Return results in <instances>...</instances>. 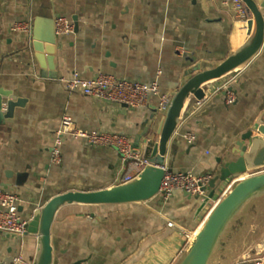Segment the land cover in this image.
<instances>
[{"label": "crops", "instance_id": "obj_1", "mask_svg": "<svg viewBox=\"0 0 264 264\" xmlns=\"http://www.w3.org/2000/svg\"><path fill=\"white\" fill-rule=\"evenodd\" d=\"M223 1L0 0V89L24 99L12 120L0 123V187L18 195L23 219L29 222L37 209L60 194L121 183V159L110 147L65 137L61 163L51 162L54 132L64 116L81 128L127 135L145 156L157 140L163 113L156 96L149 97L147 106L132 108L69 92L60 78L78 71L85 78L106 72L144 83L157 79L171 98L198 67L216 66L245 40L247 29ZM58 16L77 21V30L58 36L53 30ZM15 22H30L31 38L12 31ZM53 38L58 50L55 67L44 68L29 39L45 43ZM215 84L206 88L208 98L200 108L194 109L192 101L170 157L174 170L215 174L205 195L176 190L167 203L158 196L146 205H66L48 231L54 264L181 263L184 232L202 227L209 213L203 218L205 208L229 181L220 178L219 159L227 158L256 120H264V45L237 73L234 103L226 104ZM187 132L195 134L191 143L183 137ZM207 197L209 203L198 213ZM35 249L33 234L17 240L0 234V260L10 250L13 256L22 252L25 264H30ZM262 253L264 192L246 202L227 224L208 264H234Z\"/></svg>", "mask_w": 264, "mask_h": 264}, {"label": "water", "instance_id": "obj_2", "mask_svg": "<svg viewBox=\"0 0 264 264\" xmlns=\"http://www.w3.org/2000/svg\"><path fill=\"white\" fill-rule=\"evenodd\" d=\"M241 1L250 15L245 40L216 66L204 70H199L198 67L171 97L167 110L161 115L157 124V140L150 147L149 164L128 181L94 191L60 194L37 209L28 222V233L35 235L36 238L35 254L30 264H54V249L48 231L62 207L75 203L82 206L146 205L159 196L165 167L173 168V162L170 161L173 140L192 101L207 98L206 88L209 85L244 70L264 45V14L261 10L264 8V0ZM74 24L76 31L77 21ZM31 44L40 66L53 69L58 51L54 38L48 39L45 43L34 40ZM4 98H6L5 102ZM3 103L6 104V110L0 114V123L11 121L15 108L23 106L24 99H14L11 92L0 89V111ZM227 154L225 160L219 159L222 165L219 170L221 180L248 172H259L239 180L212 207L202 227L186 249L180 264H208L227 224L246 202L264 192V120L261 118L256 120L235 141L234 150L228 151ZM209 201V197L203 200L198 213ZM3 235L13 240L19 238L18 234L12 232H3ZM12 259L13 255L9 250V254L0 260V264H10ZM80 263L81 261H78L73 264Z\"/></svg>", "mask_w": 264, "mask_h": 264}, {"label": "built area", "instance_id": "obj_3", "mask_svg": "<svg viewBox=\"0 0 264 264\" xmlns=\"http://www.w3.org/2000/svg\"><path fill=\"white\" fill-rule=\"evenodd\" d=\"M223 5L230 9L236 20L247 29L250 15L247 13L243 2L241 0H224ZM54 28L58 36H67L75 31V24L67 17L58 16L54 20ZM11 30L14 32H24L29 38L32 35L30 22H15L12 24ZM29 42L31 45L30 39ZM236 76L237 73L215 84L216 92H223L225 94L226 104H232L236 101V93L233 88ZM60 81L69 92L79 91L88 97L123 104L132 108L147 106L149 97L153 95L158 98L157 109L161 113L167 110L171 99L170 96L160 90L157 79L144 83L119 78L114 74L106 72H100L92 78H85L78 71H73L69 78L62 77ZM207 98L194 101V109L200 108ZM5 110L6 104L3 103L0 114H3ZM65 137L82 140L91 146L115 149L122 163L121 182L130 180L149 164L148 156L142 154L139 147L133 143L129 136L115 132L81 128L70 116H64L54 132L51 151V162L53 164L61 163V144ZM183 137L190 143L195 140V134L191 132L184 133ZM214 178V174L212 173L196 174L192 171H178L165 167V175L159 196L163 203L170 201L176 190L186 195L202 197ZM166 224L169 226L173 225L171 222H167ZM3 232H12L18 234L19 237H24L28 233V220L23 219L20 215L18 195L5 191L0 187V234ZM195 234L196 231L184 232V247L190 246ZM10 264H25L22 252L15 254ZM80 264L89 263L81 262ZM234 264H264V253L257 254L254 257H245Z\"/></svg>", "mask_w": 264, "mask_h": 264}, {"label": "rangeland", "instance_id": "obj_4", "mask_svg": "<svg viewBox=\"0 0 264 264\" xmlns=\"http://www.w3.org/2000/svg\"><path fill=\"white\" fill-rule=\"evenodd\" d=\"M53 30H55V28ZM258 172H248L247 174L236 175V176L232 177L231 179H229V181H227L226 183H224L223 189H222L221 193L219 194V196L217 198H215L213 200V202L209 203V205L207 206V208H205V210L203 212V218L206 217L207 213L220 200V198H222L226 193H228V191H230V187L234 184L235 181L241 180L242 178H246L247 176H251V175H253L255 173H258ZM211 196H212V198H214L215 197V193L213 192L211 194ZM185 247H184V249H185V252H186V249H187L188 246H185Z\"/></svg>", "mask_w": 264, "mask_h": 264}, {"label": "bare ground", "instance_id": "obj_5", "mask_svg": "<svg viewBox=\"0 0 264 264\" xmlns=\"http://www.w3.org/2000/svg\"><path fill=\"white\" fill-rule=\"evenodd\" d=\"M239 181V180H238ZM238 181H235L234 184L230 187V190L233 186H235L237 184ZM229 192V191H228Z\"/></svg>", "mask_w": 264, "mask_h": 264}, {"label": "trees", "instance_id": "obj_6", "mask_svg": "<svg viewBox=\"0 0 264 264\" xmlns=\"http://www.w3.org/2000/svg\"><path fill=\"white\" fill-rule=\"evenodd\" d=\"M215 175V174H214ZM215 177V176H214Z\"/></svg>", "mask_w": 264, "mask_h": 264}]
</instances>
